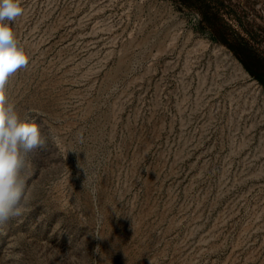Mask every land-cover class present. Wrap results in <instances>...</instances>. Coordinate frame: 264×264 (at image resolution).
I'll return each mask as SVG.
<instances>
[{
    "label": "rangeland",
    "instance_id": "374dc122",
    "mask_svg": "<svg viewBox=\"0 0 264 264\" xmlns=\"http://www.w3.org/2000/svg\"><path fill=\"white\" fill-rule=\"evenodd\" d=\"M21 7L7 96L45 144L0 264H264V0Z\"/></svg>",
    "mask_w": 264,
    "mask_h": 264
},
{
    "label": "clouds",
    "instance_id": "9594fccd",
    "mask_svg": "<svg viewBox=\"0 0 264 264\" xmlns=\"http://www.w3.org/2000/svg\"><path fill=\"white\" fill-rule=\"evenodd\" d=\"M23 12L21 0H0V227L23 215L27 203L23 177L27 158L45 144L40 127L21 119L7 96L10 77L29 63V56L11 27Z\"/></svg>",
    "mask_w": 264,
    "mask_h": 264
},
{
    "label": "trees",
    "instance_id": "16d2710c",
    "mask_svg": "<svg viewBox=\"0 0 264 264\" xmlns=\"http://www.w3.org/2000/svg\"><path fill=\"white\" fill-rule=\"evenodd\" d=\"M205 20L208 21V18H206ZM208 22L210 23V27L213 30V34L215 35V37H217V39L220 42L226 44L231 49H233L236 53H238L236 48H235V45L231 44V42H229V40L226 38L227 37L226 33H225L226 26L224 24L217 23L216 20H213L212 22L209 20ZM235 40H236V43L238 44L239 48L243 49L246 56H248L251 59L252 58L255 59L257 61L258 65H260L263 62L262 56L257 54L252 49H250L244 40H242L240 38H236ZM247 53H249V54H247ZM260 66H262V64ZM249 71L253 74V76L255 78H257L259 81H261V83L264 84V74H260L258 71H253V70H251V68H249Z\"/></svg>",
    "mask_w": 264,
    "mask_h": 264
}]
</instances>
